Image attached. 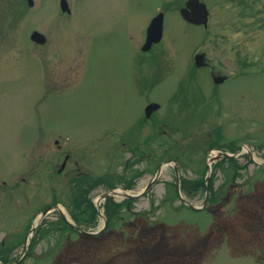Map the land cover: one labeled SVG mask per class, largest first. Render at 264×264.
Segmentation results:
<instances>
[{
  "label": "rangeland",
  "instance_id": "obj_1",
  "mask_svg": "<svg viewBox=\"0 0 264 264\" xmlns=\"http://www.w3.org/2000/svg\"><path fill=\"white\" fill-rule=\"evenodd\" d=\"M32 1L0 0V242L33 221L22 264H264V0H200L208 26L185 20L189 0H65L70 12ZM201 55L230 79L218 92ZM177 88L196 99L178 118L188 140L143 126L122 138L143 119L141 100L171 120ZM151 146L178 158L149 168L139 159ZM114 189L123 195L102 202ZM84 215L98 217L92 231L110 216L112 226L90 237L65 227L88 228Z\"/></svg>",
  "mask_w": 264,
  "mask_h": 264
},
{
  "label": "flooded vegetation",
  "instance_id": "obj_2",
  "mask_svg": "<svg viewBox=\"0 0 264 264\" xmlns=\"http://www.w3.org/2000/svg\"><path fill=\"white\" fill-rule=\"evenodd\" d=\"M209 23H210V18H209ZM190 24H192V23H190ZM192 25H194V24H192ZM46 44H47V42L45 43V45ZM45 45L43 44V46H45ZM155 47H156V45L153 44L152 48H151L150 52H148V54L151 53V52H153V54H155ZM153 56H155V55H153ZM204 69L211 71L210 74H211V80L213 82L214 92H218L220 88H222L226 83L230 82L229 77L227 75H223L220 70H216L214 67L210 68V65L204 66ZM216 77L219 78V79H220V77H224L225 80L222 83L217 84V83H214V79ZM133 81H134V83H136V80L134 78H133ZM159 81H160V78H158V80H157V78L155 80L153 79V83H151L153 85L152 87L154 88L159 83ZM184 84H185V87H189V86L192 87L191 81L185 82L181 86H184ZM187 84H189V85H187ZM116 85L117 86L118 85H122L123 86L122 79H121L120 83H119V80L117 79L116 80ZM138 87H139V90L137 88V91L139 92V96L141 95V97H144L145 96L144 92L141 93V89L143 87L141 85V83L138 84ZM199 88L200 87H198V85H197L196 89H198V90L196 92H199V96H202L201 92L203 90L199 89ZM148 89L151 90L152 89L151 86ZM152 90H154V89H152ZM216 97H217L216 95L212 96V98H214V99H216ZM194 100L196 101V99H193V97L191 95V92L189 93L188 91H184V89L183 90H179L177 88L176 92L171 97V101H170V103H171V105H170V109H171L170 113L171 114L168 113L171 116V120H167L168 122L162 120L166 116H164V115H162L160 113V111L163 109L162 108L163 106L160 103L155 102V100L148 101L147 103H145V99L141 100L142 101V103H141V113L144 115V117L141 120H139V119L137 120L136 119L135 122H133L134 124L130 127V129H128V131L123 134L122 138L133 140L134 139V135L141 136V137L144 136V130L141 131L142 126H143V129L146 128V127H149L147 133L149 135L157 137V138H160L161 136H168V135H166L167 134V130L166 129H169L168 133H170L171 136L172 135H179L180 139L188 140L191 137L192 127L191 126L189 127V123H185L183 125L181 121L178 122V118H180V114H181L180 110L183 107L182 105H184V103H185V104H188L189 106L192 107V103L195 102ZM154 104H159L160 105V109H158V111H155V112L153 111L151 116H147L146 112L148 111V108L151 105H154ZM168 114H166V115H168ZM173 118H175V120H173ZM171 130L173 132H171ZM151 136H149V138ZM168 138H169V136H168ZM150 141H152V140H149L148 143H150ZM140 145H141V143L139 141L136 144V146L134 145V149L139 148ZM143 146L144 145H141V147H143ZM228 148L230 150H234L235 149V147H233V146L232 147H228ZM155 149H156V147L151 146L150 147L151 152L149 154H143L140 157V159H139L140 161H144V159H146L145 161L147 162V166L149 168H156L157 167L158 170H160V167L163 165V163L165 161L166 162H170V161H172V158H174L176 160L178 158L176 156H172L171 158H169L167 160L160 161V159H158V156L155 154ZM174 153H177V152H173V154ZM65 155H66L65 158H68V155H70V154L68 152H66ZM80 159H81V156H80ZM74 161H75V164L77 165L76 177H78V179L81 182H83V183L87 182L88 183L87 186H86L87 190L88 189H90V190L93 189L91 184H89V178L91 177V174L90 175H86V174H84L83 171L81 172V168L78 167V166L81 165L80 160L76 159ZM82 161H84L83 156H82ZM3 185L6 186L5 182H3ZM1 190L2 189H1V186H0V198L3 197V195L5 194V190H3V191H1ZM30 231L31 230L26 229L25 235L23 237L19 238L18 241H15V239H13V237H10V236L9 237L5 236V238H3L1 240V242H0V264H22V262L26 258V248L28 249V247H26L24 245H25L26 238H27V236H28ZM7 241H8V243H7ZM21 246L24 247V248H22V251L20 252V253H22V256L19 259H17V256L16 255H12V254L15 253Z\"/></svg>",
  "mask_w": 264,
  "mask_h": 264
},
{
  "label": "water",
  "instance_id": "obj_3",
  "mask_svg": "<svg viewBox=\"0 0 264 264\" xmlns=\"http://www.w3.org/2000/svg\"><path fill=\"white\" fill-rule=\"evenodd\" d=\"M30 6L33 5V1L29 0ZM62 9L64 12H70L68 3L65 0H62ZM181 13L185 20H187L189 23L198 25V26H208L209 22V10L205 3L201 2L200 0H189L186 3V7L181 10ZM164 25V15L160 14L156 19L153 21L151 27L149 28L148 33V43H151V45L154 42H159V40L162 38L163 35V27ZM32 41H34L37 44L43 45L46 42V38L43 34L39 32H34L32 34ZM197 64L199 66H204L203 59L204 56L201 55L200 57H197ZM160 108L159 104H154L150 106V109L156 110ZM214 159L211 161L213 162ZM106 197V196H105ZM104 197V198H105ZM103 198V199H104ZM48 214V211L43 213V216H46Z\"/></svg>",
  "mask_w": 264,
  "mask_h": 264
},
{
  "label": "bare ground",
  "instance_id": "obj_4",
  "mask_svg": "<svg viewBox=\"0 0 264 264\" xmlns=\"http://www.w3.org/2000/svg\"><path fill=\"white\" fill-rule=\"evenodd\" d=\"M120 195L121 196L123 195L122 192H120V190L114 189V190L109 191L107 193V196L106 197H108V198H115V197L120 196ZM105 199L106 198H104L102 200V202L105 201ZM46 211H48V213L51 212L48 209L43 210V212H46ZM47 216L48 215H46V216L40 215L39 219L40 220L43 219V221H44V218L47 217ZM84 216H87V221H85L84 224H87V227L88 228H86V226H85V228H82V227H80L78 225H75V224H73L71 222H69V224H67V227H69L70 230L72 229V230H75L78 233L83 234L82 236H89L90 237L92 235V232H95L96 234H100V233L104 232L105 230H107L108 227L112 226V220L107 219V221H103V222L99 223L98 226L96 225L97 226V229L92 231L91 225H94L95 222H97L96 220H97L98 217L95 216V215H84ZM100 216H101L102 220L105 219V215H100ZM32 223H33V221H32ZM79 223L81 224V222H79ZM61 225H63V224H61ZM81 226H83V225H81ZM29 229H32L30 225H29ZM89 231H91V233Z\"/></svg>",
  "mask_w": 264,
  "mask_h": 264
},
{
  "label": "trees",
  "instance_id": "obj_5",
  "mask_svg": "<svg viewBox=\"0 0 264 264\" xmlns=\"http://www.w3.org/2000/svg\"><path fill=\"white\" fill-rule=\"evenodd\" d=\"M111 218V216L109 217V219ZM111 220V219H110ZM63 225H64V223H63ZM65 227H67V225L65 224ZM69 228V227H68Z\"/></svg>",
  "mask_w": 264,
  "mask_h": 264
}]
</instances>
